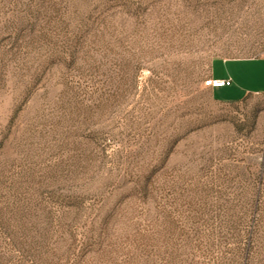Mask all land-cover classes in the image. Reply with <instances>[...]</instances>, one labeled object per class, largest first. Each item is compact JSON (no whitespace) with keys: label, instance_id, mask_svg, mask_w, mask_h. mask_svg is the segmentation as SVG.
<instances>
[{"label":"rangeland","instance_id":"obj_1","mask_svg":"<svg viewBox=\"0 0 264 264\" xmlns=\"http://www.w3.org/2000/svg\"><path fill=\"white\" fill-rule=\"evenodd\" d=\"M259 57L264 0H0V264H264Z\"/></svg>","mask_w":264,"mask_h":264},{"label":"crops","instance_id":"obj_2","mask_svg":"<svg viewBox=\"0 0 264 264\" xmlns=\"http://www.w3.org/2000/svg\"><path fill=\"white\" fill-rule=\"evenodd\" d=\"M211 78L232 80L230 87L214 89L216 92L228 89V94L233 98L231 100H241L250 94L264 93V57L217 59L212 63Z\"/></svg>","mask_w":264,"mask_h":264},{"label":"built area","instance_id":"obj_3","mask_svg":"<svg viewBox=\"0 0 264 264\" xmlns=\"http://www.w3.org/2000/svg\"><path fill=\"white\" fill-rule=\"evenodd\" d=\"M232 85V80L231 79H226V80H215V79H210L208 81V86L212 89H222V88H228Z\"/></svg>","mask_w":264,"mask_h":264}]
</instances>
